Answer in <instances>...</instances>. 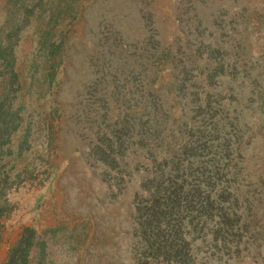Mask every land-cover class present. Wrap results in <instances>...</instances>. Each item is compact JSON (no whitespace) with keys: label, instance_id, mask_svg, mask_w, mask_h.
I'll return each instance as SVG.
<instances>
[{"label":"rangeland","instance_id":"rangeland-1","mask_svg":"<svg viewBox=\"0 0 264 264\" xmlns=\"http://www.w3.org/2000/svg\"><path fill=\"white\" fill-rule=\"evenodd\" d=\"M0 264H264V0H0Z\"/></svg>","mask_w":264,"mask_h":264},{"label":"trees","instance_id":"trees-1","mask_svg":"<svg viewBox=\"0 0 264 264\" xmlns=\"http://www.w3.org/2000/svg\"><path fill=\"white\" fill-rule=\"evenodd\" d=\"M169 203L171 205H173V206L175 204H177L175 199L170 200ZM160 205L161 204L159 202H156V203H154L153 208H150V211H151L150 212V217L153 216L154 218H148L146 220V222H148V224L153 223L152 219L153 220H155V219L157 220L159 217L163 216L164 211L162 209H159ZM221 220H222L223 226L226 227V228L230 227L231 224H232V221L229 219V217L227 215L226 216L225 215L222 216ZM179 261H181L182 263H186L185 254H179Z\"/></svg>","mask_w":264,"mask_h":264}]
</instances>
